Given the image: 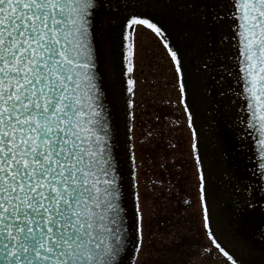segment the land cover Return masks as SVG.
Instances as JSON below:
<instances>
[{
    "label": "snow or ice",
    "instance_id": "snow-or-ice-1",
    "mask_svg": "<svg viewBox=\"0 0 264 264\" xmlns=\"http://www.w3.org/2000/svg\"><path fill=\"white\" fill-rule=\"evenodd\" d=\"M90 2L0 0V264H119L125 247L119 170L93 82ZM231 7L248 108L264 135V0H231ZM137 23L162 38L180 72L162 27L128 19ZM200 180L206 200L202 173ZM210 223L205 206L211 244L239 264Z\"/></svg>",
    "mask_w": 264,
    "mask_h": 264
},
{
    "label": "rangeland",
    "instance_id": "rangeland-1",
    "mask_svg": "<svg viewBox=\"0 0 264 264\" xmlns=\"http://www.w3.org/2000/svg\"><path fill=\"white\" fill-rule=\"evenodd\" d=\"M131 2L125 0L120 8L117 4L111 6L112 15L109 14L105 23L103 21L101 33L102 49L104 47L107 57L105 68L111 80L109 85L119 107L121 140H126L129 129L133 170L131 190L135 193L136 208L137 204L140 206V217L135 218L139 249L134 250L127 264H133V257L134 264H230L227 257L211 244L208 229L204 227L205 206L200 191V174H203L204 167L202 162L197 163V153H201L206 142H211L213 149L208 160L212 161L213 167L217 166L216 175L222 178L220 187L222 185L223 189L221 213L224 217L217 220L212 216L210 228L239 264H264V253L244 242L229 224L228 210L240 208L238 203L246 205L247 202L241 189L228 181V173L222 172V166H218L225 160L222 155L229 153L223 129H233L234 134L241 138L245 134L231 0L228 15L230 57L222 44L219 0L210 2L211 12L215 8L213 14L217 21L215 45L208 38L211 27H208L206 16L202 15L199 6L192 10L202 22V27L198 24V28L202 31L203 43L212 49L208 65L194 59V63L201 65H197L198 78L204 76L199 80L194 78L195 72L192 77L186 70L183 75L177 72L176 63L166 50L164 41L152 29L139 23L128 24L131 15L147 17L141 9L138 10L140 5L131 7ZM139 2L143 5L144 0ZM155 3L149 9V16H156L158 12ZM164 28L167 42L177 51L179 28ZM181 63L184 65L182 60ZM128 67H132V72H127ZM129 80L134 84L129 85ZM197 81L200 85L195 93ZM181 83L184 91L181 90ZM129 87L133 89L131 93L126 92ZM212 87L214 97L209 90ZM129 100L132 101L130 108ZM199 105L203 111L199 109L198 115L200 111L203 120L198 119L196 108ZM194 143L197 145L195 149ZM125 145L127 148L126 141ZM214 206H208V213H213Z\"/></svg>",
    "mask_w": 264,
    "mask_h": 264
},
{
    "label": "water",
    "instance_id": "water-1",
    "mask_svg": "<svg viewBox=\"0 0 264 264\" xmlns=\"http://www.w3.org/2000/svg\"><path fill=\"white\" fill-rule=\"evenodd\" d=\"M104 0H91L90 7L88 9V40L92 50V60L94 68L92 72L94 74V83L96 89L99 90V102L103 105L104 115L108 123L109 138L108 143L111 148L113 159L117 162L119 170V181L121 186V198L120 204L123 209L122 216L124 217V225L126 228L125 247L118 258L119 264H123L127 256L133 251L137 242V232L135 228L134 209L128 200V186L126 182L127 175L125 174L121 163V148H120V132H119V115L118 105L114 100L111 92V87L106 81V77L103 70V58L100 51L98 40V25L100 23ZM238 27L236 25V33ZM239 44V39L237 37ZM239 55V47H238ZM240 72V68H239ZM246 82L243 79V73L240 72V86L243 95V104L245 109L246 128L248 132L247 145L249 149L246 154H242L241 166H237L238 170H241L243 177L249 180L254 179V186L257 197L258 212L252 213L248 216L249 227L244 234L256 245H260L264 250V222L259 218L261 210L264 215V143L260 141L264 140V135H261V126L252 120V111L248 108V100L250 94L245 91ZM96 89L93 91L95 92ZM249 121H252L249 123ZM246 156V158L244 157Z\"/></svg>",
    "mask_w": 264,
    "mask_h": 264
},
{
    "label": "flooded vegetation",
    "instance_id": "flooded-vegetation-1",
    "mask_svg": "<svg viewBox=\"0 0 264 264\" xmlns=\"http://www.w3.org/2000/svg\"><path fill=\"white\" fill-rule=\"evenodd\" d=\"M146 1L144 0L143 5H141L140 4L141 2H139V0H135L131 3V7L140 5V6H143L144 9L149 11V9H152L153 3H155V1L152 0L150 3H147ZM156 1L157 2L154 4L158 9V12L156 11L157 12L156 16H154L156 23L158 25L159 24L162 25L163 28L169 27V26H173L176 29L179 28V32L177 33H178V36L182 40L183 46H188V44L191 42L192 39L196 41V45L190 48L189 53L194 54L195 56H198V57H202V59H207V57L210 56L212 49H209L206 45H204V43H200L199 38H202L201 37L202 31L199 30L198 24L201 25L202 27V22L200 23L198 16L195 15V11L193 12L192 10L195 9V6L196 7L199 6V10L202 13V15L206 16L208 21H210V17L212 16V12L210 9L211 0H203V1L196 0L197 3L191 0H156ZM197 40H199V42ZM213 43L214 42L211 37V44ZM223 133H225L224 137L226 139V144H228L229 142L231 144V153L228 155L230 159L229 160L230 163L228 159L224 160L226 171H228L230 164H232V167L230 168L232 175L226 173L227 179L228 181L234 180V183L236 184V188L242 185L241 186L243 188L242 192L244 193V191L246 190L248 181L244 177H242L243 173L241 175V171L237 170L238 165H236V162L239 161L240 159V156L238 155L239 150H238L237 144L234 147L233 144L231 143V140L229 139V136H230L229 131L227 132L223 130ZM233 213H234V209L233 208L229 209L228 212L226 213V216L236 217L235 218V225H236L235 230L237 233H239V236L246 234L250 222L248 221L246 222L244 219H242V216L240 215L236 216V214H233ZM259 218L261 219L260 216Z\"/></svg>",
    "mask_w": 264,
    "mask_h": 264
},
{
    "label": "bare ground",
    "instance_id": "bare-ground-1",
    "mask_svg": "<svg viewBox=\"0 0 264 264\" xmlns=\"http://www.w3.org/2000/svg\"><path fill=\"white\" fill-rule=\"evenodd\" d=\"M218 14L221 16V36H222V44L225 48V51L228 53L230 57L231 52V41L229 37V25H230V19H229V0H219L218 3ZM210 27L212 26V21L209 22Z\"/></svg>",
    "mask_w": 264,
    "mask_h": 264
},
{
    "label": "trees",
    "instance_id": "trees-1",
    "mask_svg": "<svg viewBox=\"0 0 264 264\" xmlns=\"http://www.w3.org/2000/svg\"><path fill=\"white\" fill-rule=\"evenodd\" d=\"M125 138L122 140L123 142V147H124V154H123V164L125 169L128 171L129 174V179L131 177V162H130V158H129V149L128 147L126 148L125 146ZM131 200L133 201V195L131 196Z\"/></svg>",
    "mask_w": 264,
    "mask_h": 264
}]
</instances>
